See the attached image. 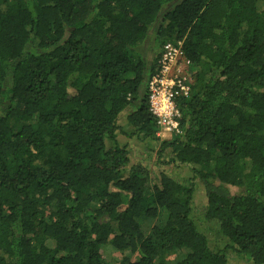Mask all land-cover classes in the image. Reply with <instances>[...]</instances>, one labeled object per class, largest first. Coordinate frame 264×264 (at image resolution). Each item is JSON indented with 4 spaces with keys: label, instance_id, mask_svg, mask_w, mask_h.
Wrapping results in <instances>:
<instances>
[{
    "label": "trees",
    "instance_id": "1",
    "mask_svg": "<svg viewBox=\"0 0 264 264\" xmlns=\"http://www.w3.org/2000/svg\"><path fill=\"white\" fill-rule=\"evenodd\" d=\"M169 42L193 81L165 140ZM0 264H264V0H0Z\"/></svg>",
    "mask_w": 264,
    "mask_h": 264
},
{
    "label": "built area",
    "instance_id": "2",
    "mask_svg": "<svg viewBox=\"0 0 264 264\" xmlns=\"http://www.w3.org/2000/svg\"><path fill=\"white\" fill-rule=\"evenodd\" d=\"M191 65L181 42L164 45L156 73L149 81V105L157 120V136L179 132L176 99L189 96L193 81Z\"/></svg>",
    "mask_w": 264,
    "mask_h": 264
},
{
    "label": "rangeland",
    "instance_id": "3",
    "mask_svg": "<svg viewBox=\"0 0 264 264\" xmlns=\"http://www.w3.org/2000/svg\"><path fill=\"white\" fill-rule=\"evenodd\" d=\"M145 51L148 50L149 47H152L153 50H155V44L152 45H146ZM160 137V136H159ZM173 137V134L171 133H164L163 137L161 139H170ZM119 139L123 141V144L130 143L131 144V154H130V163L129 166L137 163H142L143 166L149 170L150 174L152 175V178L155 179L160 172H162V169L165 168L167 172L170 173L171 176L176 177L179 180L187 181L191 176L192 172L189 168L186 166H182L180 169H173L170 165H159L157 159L158 154L157 150H159V145L157 143L152 144V146L149 148L147 147L142 141H140L137 137H134L132 139L126 137V136H120ZM165 160V159H164ZM128 174L127 172H125ZM234 190V189H233ZM197 207H201L203 204L202 202L206 200V197L202 191H198V195L195 198ZM210 228L216 229L217 227L213 226ZM111 248V247H110ZM109 251H111V256L117 255V251L114 252V250L111 248Z\"/></svg>",
    "mask_w": 264,
    "mask_h": 264
}]
</instances>
